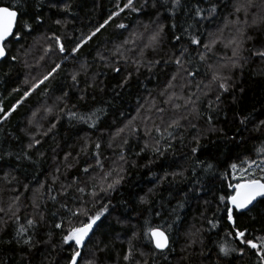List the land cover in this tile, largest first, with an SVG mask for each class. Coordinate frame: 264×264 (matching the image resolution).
I'll return each instance as SVG.
<instances>
[{
	"label": "snow or ice",
	"instance_id": "6c2138e0",
	"mask_svg": "<svg viewBox=\"0 0 264 264\" xmlns=\"http://www.w3.org/2000/svg\"><path fill=\"white\" fill-rule=\"evenodd\" d=\"M78 6L76 0H12L9 4L0 0V65L31 68L24 58L32 47L27 40L35 26L49 20L56 30L41 36L46 46L40 59L55 56L59 61L53 60L40 75H25L26 87L16 103L7 110L0 106L2 133V126L33 93L41 90L45 97L29 109L19 130L27 142L18 152L0 149V161L6 156L27 161L36 166V175L45 177L33 184L0 169L11 185L8 191L14 193L6 202L0 199V245L18 249L20 264H34L42 247L57 254L55 264H113L109 253L120 241L114 264H157L158 260L171 264L170 258H176L174 229L185 219L181 213L193 202L199 208L203 201L200 225L194 220L184 231L177 264L196 255L197 246L209 264L213 248L215 264H237L245 257L248 264H264V231L257 235L240 224L246 216L256 220L254 212L264 217V119L246 110L229 118L223 108L225 94L231 95L233 106L240 104L245 89L239 81L245 69L264 64V0H114L115 10L102 23L74 29L70 37L63 30L72 23L68 17L76 15ZM44 8L57 15L46 18ZM122 14H135L136 23H116L120 38L96 43L98 35ZM142 15L148 16L147 22L139 19ZM69 66L72 70L55 95L49 85ZM144 74L148 79L156 77L157 84L138 92L135 114L121 111L119 120L108 121L115 100ZM101 77L115 81V86L111 97L101 95L98 100L97 92H106ZM221 115L231 125V135L217 127ZM63 123L67 130L78 129L83 135L78 133L74 142L61 148L57 135ZM212 134L220 143L208 139ZM12 139L21 137L12 135ZM48 139L53 142L49 145L53 167L40 172L48 159L41 150ZM253 139L260 140L259 146L253 153L236 155L237 162H230L233 149L221 147ZM133 140L138 151L133 150ZM209 144L216 150H208ZM145 154L152 158L145 167L163 161L162 175L151 173L153 186L139 196L138 204L144 207L138 208L118 200L116 194L128 170L136 166L131 157ZM161 190L168 191L169 199L165 202L160 196L156 208ZM49 218L54 223L49 224ZM9 227L11 236L4 240ZM45 227L47 239L38 240ZM211 233L217 237L209 241L213 248L205 242ZM54 235L60 237L58 245L53 244ZM46 260L44 255L39 264Z\"/></svg>",
	"mask_w": 264,
	"mask_h": 264
},
{
	"label": "trees",
	"instance_id": "16d2710c",
	"mask_svg": "<svg viewBox=\"0 0 264 264\" xmlns=\"http://www.w3.org/2000/svg\"><path fill=\"white\" fill-rule=\"evenodd\" d=\"M12 0H3L4 4H9ZM76 3L79 5L74 8L76 12L75 16L68 17L72 23H70L63 31L66 32L70 37L75 35L74 29L84 28L86 26L97 25L102 23L104 19L107 18L110 11H114V0H76ZM139 6V5H137ZM28 15L32 14V5H27ZM45 17H55L57 14L54 10L50 11L47 8L42 9ZM139 19L147 22L148 16L142 15ZM137 21V16L135 14H122L121 17L117 18L106 30H103L101 34L98 35V39L96 43L103 44L105 41H109L112 39H118L119 34L118 30L115 28L116 23L124 22L129 25H134ZM36 30L33 33L32 37L27 40V44L31 45V52L28 56L24 57L28 60L29 64L32 66L29 69H25L23 65H17L15 69H10L8 66L0 65V106H3L6 110L9 109L16 101L20 98L23 93L26 85L23 84V79L25 75L37 76L45 72L49 67H51L52 61L55 60L59 62L55 56L46 57L45 60H41L40 57L44 55L43 47L46 46L45 41L41 39V36L47 33L51 34L52 31L56 30L55 26L49 20L47 24L43 26H35ZM95 45H90L89 48L94 47ZM88 48L84 50V54L88 53ZM94 55V53H93ZM83 58V56L81 57ZM89 59L91 57L89 56ZM72 69L69 66L65 71L61 72L60 76L57 77L55 81L52 82L49 87L53 89L55 95H59L58 88L63 87V82L67 79V73ZM5 72H10L9 76H4ZM239 75V74H238ZM147 74L141 75L139 79H134L131 82L129 88L123 91L122 98H117L114 102V107L110 110L109 116L106 118L108 121L119 120V113L124 111L126 115H134V107H135V99L139 93L144 91V86L147 85L148 88H153L157 84V78L153 77L151 79L146 78ZM105 81L106 92L104 94H100L97 92V99L99 100L101 95H104L105 98L111 97V88L115 86V81H109L106 77H101ZM159 79H163L161 75ZM70 83V80L68 81ZM245 91L242 95L241 101L239 105H232V97L229 94H225L224 96V112L227 114L229 118H231L238 111H249L254 112L255 115L259 116L261 119H264V64H250L244 72V76L239 81ZM83 87V85H81ZM13 88H20L21 91L19 93L13 92ZM237 94L239 92L237 90ZM45 97L42 96L41 90H37L36 93H33L31 97L13 114V116L2 126L3 132L0 133V149L4 151H14L18 152L20 147L22 146V142L26 143V138L22 137L20 133V129L24 127L25 117L28 114L29 109L35 107L38 103L43 102ZM50 102V101H49ZM91 103V101H89ZM203 124V121H201ZM217 127H222L226 131H229V135H231V125L225 122V116L221 115L219 120L216 122ZM83 127V126H82ZM103 127V126H101ZM87 130V129H85ZM11 133L14 136L21 137L20 140H13L12 135H8ZM83 135V132H79L78 129L67 130V124L63 123L62 126L59 127V133L57 135V141L60 143L61 148L65 145V143H72L77 139V134ZM258 135V134H253ZM188 139H191L189 136ZM211 141H217L216 134H212L208 137ZM203 143H207V141H202ZM220 143V141H217ZM52 140L48 139L47 143L44 144L42 151L47 152V163L43 165V168L39 169L40 172H47V170L53 167V161L51 159L52 152L49 147L52 144ZM133 150L138 151L139 149L136 147V141L132 142ZM260 144V140L253 139L246 144L237 146L235 144H230L225 148L223 144L221 147L224 151H227L228 148L233 149L231 155L233 157V161L236 155L244 156L246 153H253L254 149L258 147ZM179 148V145H177ZM211 151H215V147L209 144V149ZM181 151H187V149H181ZM180 151L176 152V158H179ZM33 159H36L35 155ZM131 159L135 160L136 166L132 167L128 170L126 175L125 183L120 187L119 192L116 194L117 199L124 201H129L130 204H135L138 208H142L144 206L138 204L139 196L144 195L149 187L153 186V182L149 180V176L152 172H156L157 175H162L160 172V166L163 161H157L155 164L150 165V167H145V165H149L151 158L150 154H145L140 157L132 156ZM169 159H172V155L169 154ZM36 166L30 165L27 161H16L12 157L5 158L4 161H0V169H3V172L13 171L14 174L21 177V179L32 180V183H35V180H43L45 177L43 175H36L35 172ZM3 172H0V199L5 202L14 195L13 192L8 191L11 185H7L3 180ZM75 172L73 169L72 173H69L71 176ZM33 176L35 179L33 180ZM183 187V185L179 186ZM22 191V189H21ZM175 191V189H174ZM30 195L29 193H24V196ZM160 196H163L165 202L169 199V193L166 190H161L159 194L155 198V207H159ZM28 201H25L27 204ZM115 203V201H114ZM175 201H173V205ZM51 208V205L49 206ZM28 211H31L29 208ZM204 211L203 201H201V205L199 208L193 202L189 207L185 208V210L181 213L182 216H185L184 221L178 227V229H174V235L177 236L176 242V258H170L171 264H177V259L182 254L180 252L181 247L185 243L184 239V231L191 225L194 220L195 223L200 225V213ZM186 214V215H185ZM133 216L136 215L135 212L132 213ZM211 218V210L206 212ZM252 215H256L257 219L252 220L250 217H243L240 221L241 227H248L250 231H254L255 234L259 235L261 231H264V217L260 216L258 213H252ZM54 223V221L49 218V224ZM207 227V225H204ZM222 227H227L226 225H222ZM49 229L47 227L42 228L40 230V234L37 236L38 240H46L47 235L46 232ZM126 231V229H125ZM12 233L11 227L7 230V235L4 236V240L10 238ZM223 234H221L222 236ZM251 238V237H249ZM217 237L214 233L206 234V244H208L209 248H213V245L209 243L210 240H216ZM60 241V237L58 235L53 236V244L58 245ZM58 251V250H57ZM120 251V241H117L116 248L109 253L110 262H114L117 259V253ZM197 254L191 257L189 260H185L184 264H209V261L204 257L200 256L199 246L194 250ZM40 255H37L34 259V264H39V261L42 259L44 255H47V260L45 264H55L56 253L51 252V249L40 248ZM22 253L7 244L0 245V264H20V258ZM211 257V264H215L216 256L215 249L209 253ZM234 259V258H233ZM151 264V261H149ZM157 264H164L162 260H158ZM237 264H248V257H245L243 262L237 261Z\"/></svg>",
	"mask_w": 264,
	"mask_h": 264
}]
</instances>
